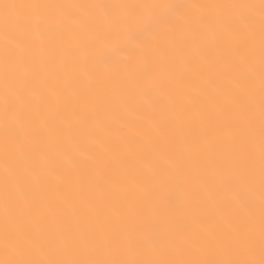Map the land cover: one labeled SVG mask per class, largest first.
<instances>
[{
  "label": "snow or ice",
  "instance_id": "obj_1",
  "mask_svg": "<svg viewBox=\"0 0 264 264\" xmlns=\"http://www.w3.org/2000/svg\"><path fill=\"white\" fill-rule=\"evenodd\" d=\"M0 264H264V0H0Z\"/></svg>",
  "mask_w": 264,
  "mask_h": 264
}]
</instances>
